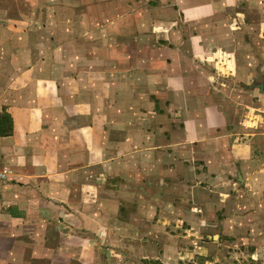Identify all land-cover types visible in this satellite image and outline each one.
Masks as SVG:
<instances>
[{"label": "crops", "instance_id": "1", "mask_svg": "<svg viewBox=\"0 0 264 264\" xmlns=\"http://www.w3.org/2000/svg\"><path fill=\"white\" fill-rule=\"evenodd\" d=\"M40 2L0 0V114L7 112L13 119L12 132L0 136V169L7 166L12 171L0 179V226L42 228V233L33 230L31 241L55 248L54 256L59 253L54 244L59 242L61 251L79 250L81 264H99L100 236L79 239L68 231L75 224L73 219L82 224L87 211L92 227L97 226L100 212L110 209L104 201L110 200L119 204L113 214L118 228L124 226V234L120 239L115 232L109 243L122 244L130 253L113 257L109 264L147 260L185 264L186 259L188 264H215L227 257L222 253L225 247L238 248L245 258L255 260L258 255L260 259L258 247L249 251L243 245L246 241L255 245L248 234L251 228H263L264 233V123L259 122V112L256 120L252 112L245 117L244 111L262 109L264 116V93L259 88L246 90V105L237 99L218 101L222 96L212 83L219 82V75L206 67H222L224 60L217 52L222 56L237 51L238 40L245 36L244 44L257 62L248 60L237 82L264 83V0H174L177 14L173 19L179 25L173 29L170 48L171 90L194 102V107L186 108L188 117L173 130L169 144L172 175L183 182L187 218L176 217L173 202L167 213L158 199L150 204L142 187L136 191L138 198H133L130 195L135 192L101 185L103 174L108 183L111 177L115 179L109 161L122 155H100L99 87L91 89V103L84 107L80 101L83 74H55L57 60L51 50L31 64L32 25L39 20L46 28L49 18L41 8L33 9L31 3ZM116 20L109 26L113 38L119 29ZM157 33L167 35L159 29ZM225 59L230 65V57ZM236 61L234 66L242 68ZM95 77L89 76L92 86L98 83ZM169 192L174 194V190ZM123 197L129 210L120 206ZM181 223L186 224L188 234H162L164 228ZM211 227L219 228V234L207 233L203 239ZM59 228L66 231L53 235ZM236 230L243 237L233 234ZM227 232L231 236L223 235ZM84 252H90L89 257L82 258Z\"/></svg>", "mask_w": 264, "mask_h": 264}, {"label": "rangeland", "instance_id": "2", "mask_svg": "<svg viewBox=\"0 0 264 264\" xmlns=\"http://www.w3.org/2000/svg\"><path fill=\"white\" fill-rule=\"evenodd\" d=\"M31 5L34 10L41 8L40 10L49 14L46 28L42 27L39 20L32 25L34 33L31 41V64L52 51V56L57 60L55 74L61 72L83 74L80 101L84 107L91 103L89 100L91 89L96 90L97 86L99 87L100 95L99 99L96 98V106L100 107V155L106 158L122 155L109 161L115 179L111 177V183L110 181L108 183L106 175L103 174L101 185L107 183L112 188H123L132 194L135 192V195H130L133 198H138L136 191L142 187L150 204H156L158 199L159 205L165 208L163 212L167 213L168 204L173 202L176 205V217L180 214L181 217L187 218L184 208L186 197L182 195L183 182L172 175L173 150L169 144L174 138L173 130L183 126V120L188 117L186 108L189 104L194 107V102L171 90L173 68L170 63L172 59L170 48L174 38L173 29L179 25L177 20L173 19V14H177L173 8L174 0H41L40 5L35 3ZM57 13L60 17L56 15ZM128 13L130 16H127ZM115 19L119 22L117 25L119 29L115 30L113 38V30L110 33L109 26ZM158 29L160 32L166 31L167 41L164 34L157 33ZM245 41V36L238 40V45L241 46L237 51L222 56L217 52L219 59L224 60L221 63L222 67H206L219 75V82L212 83L215 85L214 91L222 96L217 98L218 101L224 102L226 98L228 102H233L237 99L244 105L249 101L245 91L252 89L246 87L251 83L237 82L242 79L241 72L245 70L243 66H246L247 61L257 62L256 58L252 59L249 46L244 44ZM229 45L231 46V43ZM225 57H230V65ZM235 59L240 62L242 68L234 66L237 62ZM92 75L97 76L95 78L98 82L93 86L88 82L89 76ZM238 92H244L243 96ZM257 104L255 100L254 105ZM250 112L253 113V119L259 112L258 115L261 116L259 122L264 123L262 109L256 111L245 108V117H250ZM141 146L145 149L142 150ZM127 151L139 157H127L129 154L124 156ZM170 190H174L173 195ZM124 198L127 197L120 200V206L129 210L130 207L123 205L127 202ZM116 200L119 201L117 198ZM104 202H107L110 209L100 212L97 226L92 227L90 212L87 211L83 212L82 224L77 218L73 219L75 224L68 231L70 234L78 235L79 239L82 236L90 237L92 234L100 236L99 264H109L113 257L130 253L122 244L109 243V237L115 232L116 236L123 239L124 226L118 228L113 214L119 204L116 203L115 206L110 200ZM77 223L80 225H76ZM185 226L186 224L182 223L179 227L171 225L164 228L162 234L166 236L172 233L188 234ZM34 229L36 233L42 231V228H32L31 225H20L18 229L15 226H0V254L4 256L3 261L0 260L1 264H81L79 250L61 251L63 249L60 250L61 245L58 242L54 245H58L59 253L54 256L55 248L42 242L31 241ZM62 229L66 231L65 228ZM62 229L59 228L56 232L53 230V235L57 233L59 236L58 232ZM218 229L209 228L202 234V238L207 239V233L212 237L215 233L219 234ZM262 229L251 228L248 234L253 238L255 245L249 241L243 245L249 251L251 247H258L257 254L260 259L258 255V259L255 260L249 256L245 258L238 252V248L233 250L225 247L222 253L227 257H221L215 264H264ZM12 230L16 232L13 233ZM233 234L243 237L238 230ZM223 235L228 237L231 233ZM225 244L231 246L230 243ZM86 245L83 247H88ZM217 251L219 249L215 250ZM85 252L82 258L89 257L90 252ZM236 252L238 254H235ZM184 262L189 263L188 259ZM148 264L163 263L160 260H151Z\"/></svg>", "mask_w": 264, "mask_h": 264}, {"label": "trees", "instance_id": "3", "mask_svg": "<svg viewBox=\"0 0 264 264\" xmlns=\"http://www.w3.org/2000/svg\"><path fill=\"white\" fill-rule=\"evenodd\" d=\"M12 116L5 112L0 114V136L9 135L12 132ZM151 262V261H150ZM149 261H143L141 264H148Z\"/></svg>", "mask_w": 264, "mask_h": 264}, {"label": "built area", "instance_id": "4", "mask_svg": "<svg viewBox=\"0 0 264 264\" xmlns=\"http://www.w3.org/2000/svg\"><path fill=\"white\" fill-rule=\"evenodd\" d=\"M11 173L12 171L9 167H3L2 169H0V179H6Z\"/></svg>", "mask_w": 264, "mask_h": 264}, {"label": "water", "instance_id": "5", "mask_svg": "<svg viewBox=\"0 0 264 264\" xmlns=\"http://www.w3.org/2000/svg\"><path fill=\"white\" fill-rule=\"evenodd\" d=\"M241 83H243V82H241ZM246 87H249V88H255L256 87V88H259L262 93H264V83H253L251 85H247Z\"/></svg>", "mask_w": 264, "mask_h": 264}]
</instances>
